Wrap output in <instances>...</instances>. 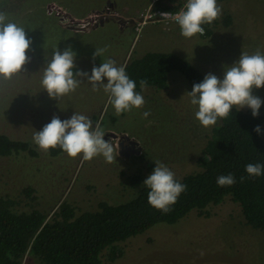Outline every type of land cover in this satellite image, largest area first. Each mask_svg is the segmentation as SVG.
<instances>
[{
	"label": "rangeland",
	"instance_id": "obj_1",
	"mask_svg": "<svg viewBox=\"0 0 264 264\" xmlns=\"http://www.w3.org/2000/svg\"><path fill=\"white\" fill-rule=\"evenodd\" d=\"M156 1L0 0V12L24 27L32 41L21 74L11 80L0 78V134L28 142L37 152V157L28 153L0 157V198L11 199L18 212L39 210L50 219L64 202L79 213L97 211L102 202L126 203L139 190L134 179L143 182L155 161L169 167L176 178L200 170L198 161L206 157L204 149L219 120L208 128L200 124L195 117L198 107L186 95L193 87L180 73L169 74L167 91L143 90L144 106L119 116L103 89L93 91L84 77H79L81 84L74 92L58 99L41 86L42 70L53 51L69 46L77 54L75 70L89 74L103 58L125 66L156 52L175 54L204 76L212 73L220 79L242 52L264 53V0L218 2L222 14L211 36L192 38L183 37L178 24L149 21L140 27L147 12H154ZM105 47L104 57L93 60L96 48ZM253 95L264 101V87L253 88ZM145 111L150 112L147 118ZM76 112L89 117L93 128L101 125L109 138L105 140L114 146V162L106 163L102 155L91 161H83L82 154L55 156L52 149L45 152L34 143L35 131L54 116L63 121ZM260 115L264 117V103ZM121 137L136 142L140 153L120 155ZM29 189L34 190L31 196ZM118 246L124 256L104 264H264V232L248 226L240 205L230 199L212 206L208 216L193 211L174 225L158 224ZM22 264L41 262L26 255Z\"/></svg>",
	"mask_w": 264,
	"mask_h": 264
},
{
	"label": "trees",
	"instance_id": "obj_2",
	"mask_svg": "<svg viewBox=\"0 0 264 264\" xmlns=\"http://www.w3.org/2000/svg\"><path fill=\"white\" fill-rule=\"evenodd\" d=\"M184 4L185 0L155 2L157 9L168 12H179ZM230 20L229 17L227 25ZM215 21L202 25L203 35L211 36ZM125 66L140 93L141 79L147 80V88L167 91L172 72L183 75L192 87L205 77L186 60L171 53H148ZM218 120L204 149L208 159H199L200 170L176 178L187 188L167 214L148 203L149 189L141 178L134 179L139 190L126 203L102 202L97 211L79 213L64 202L50 219L39 210L18 212L11 199L0 198V264H22L26 255L37 258L41 264L115 262L124 256L119 244L145 234L158 224L174 225L193 211L208 216L212 206L227 199L240 205L248 226L264 232V175L251 177L245 171L249 163L264 164V134L254 130L259 125L264 133V117L260 110L259 116L254 117L250 108L237 111L233 107L228 118ZM51 152L55 156L64 153L59 147ZM22 153L37 157L30 143L0 134V157ZM228 174H234L236 183L218 186L217 178ZM241 176L246 177L244 182L240 181ZM26 193L31 196L34 190Z\"/></svg>",
	"mask_w": 264,
	"mask_h": 264
},
{
	"label": "clouds",
	"instance_id": "obj_3",
	"mask_svg": "<svg viewBox=\"0 0 264 264\" xmlns=\"http://www.w3.org/2000/svg\"><path fill=\"white\" fill-rule=\"evenodd\" d=\"M222 14V8L217 0H187L183 8L176 13L175 21L180 27L181 35L192 38L203 34L204 24H211ZM168 13L163 17L167 18ZM32 41L27 38L25 28L12 22L4 12H0V78L11 80L21 74L29 62L26 52ZM107 48H96L93 60L97 56L104 57ZM76 53L71 46L61 52L58 48L52 53L42 70L41 86L49 96L58 99L74 92L81 84L79 77H84L92 85L93 91L100 88L108 95V105L115 109L119 116L133 108H141L145 104L143 95L136 91V82L126 73V66H117L110 58H103L102 64L93 66L91 74L76 71ZM107 83H104V78ZM147 80H140L141 91L147 88ZM264 87V53L257 49L253 54L242 52L239 60L225 68L223 79L208 73L202 82L195 83L193 89L186 95L190 103L198 107L196 119L205 127L217 124L218 119H226L233 107L240 111L248 107L254 117L259 116L262 101L253 95V88ZM150 112H143L147 118ZM261 132L259 125L254 129ZM105 131L99 123L93 128L92 120L80 113H75L70 119L61 120L54 116L42 130L35 131L33 141L40 150L47 152L59 147L69 157L81 156L83 161H91L102 155L106 163L116 160L115 149L110 141L105 140ZM206 159L207 156H206ZM156 167L143 181L148 191V203L155 209L167 214L171 211L179 196L186 191L187 186L179 182L175 173L165 164L155 161ZM245 171L251 177L264 175V164L249 163ZM245 176L240 177L244 182ZM236 183L234 174L221 175L217 178L218 186H232Z\"/></svg>",
	"mask_w": 264,
	"mask_h": 264
},
{
	"label": "built area",
	"instance_id": "obj_4",
	"mask_svg": "<svg viewBox=\"0 0 264 264\" xmlns=\"http://www.w3.org/2000/svg\"><path fill=\"white\" fill-rule=\"evenodd\" d=\"M187 2V0H185V3ZM164 13H168L167 18L163 17ZM178 12H168V11H163L160 9L155 8L154 12H147V15L144 17L143 23L141 24V26H143L146 23H149V21H152L154 23H161L164 24L166 26L172 25V24H178L175 21V15ZM140 29V28H139ZM205 34V32L203 33Z\"/></svg>",
	"mask_w": 264,
	"mask_h": 264
},
{
	"label": "water",
	"instance_id": "obj_5",
	"mask_svg": "<svg viewBox=\"0 0 264 264\" xmlns=\"http://www.w3.org/2000/svg\"><path fill=\"white\" fill-rule=\"evenodd\" d=\"M110 135H111L110 137H112L113 139H118V137L116 135H114V134H110ZM105 139L109 140V138L107 136L105 137ZM120 139L121 140H126L130 144V147H129V149L131 150L130 153L136 154V155H138L140 153V150L137 149V145L138 144L136 142L132 141L128 137H121ZM119 146H122V143H121V145L119 144ZM119 154L120 155L126 154V156H128L129 155V152L128 153L127 152H123V150L121 149L119 151Z\"/></svg>",
	"mask_w": 264,
	"mask_h": 264
},
{
	"label": "flooded vegetation",
	"instance_id": "obj_6",
	"mask_svg": "<svg viewBox=\"0 0 264 264\" xmlns=\"http://www.w3.org/2000/svg\"><path fill=\"white\" fill-rule=\"evenodd\" d=\"M121 143H122V146H119V149L121 150H123V152H131V150L129 149V147H130V144L126 141V140H121V139H119V144L121 145Z\"/></svg>",
	"mask_w": 264,
	"mask_h": 264
},
{
	"label": "crops",
	"instance_id": "obj_7",
	"mask_svg": "<svg viewBox=\"0 0 264 264\" xmlns=\"http://www.w3.org/2000/svg\"><path fill=\"white\" fill-rule=\"evenodd\" d=\"M148 24V23H147ZM140 27H141V24H140Z\"/></svg>",
	"mask_w": 264,
	"mask_h": 264
}]
</instances>
